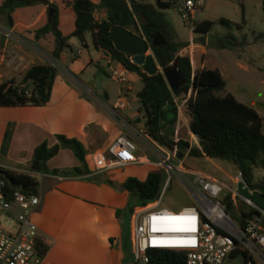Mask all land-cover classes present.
Listing matches in <instances>:
<instances>
[{
  "label": "trees",
  "instance_id": "1",
  "mask_svg": "<svg viewBox=\"0 0 264 264\" xmlns=\"http://www.w3.org/2000/svg\"><path fill=\"white\" fill-rule=\"evenodd\" d=\"M49 12L53 14L52 29L54 46L50 56L58 60L60 52L69 48L68 39L76 37L84 43L85 34L89 32L97 50L107 53L111 59L119 62L125 69L135 72L141 82V88L136 96L139 101V110L144 119V131L161 145L172 149L175 145L179 152H188L193 156H210L230 159L241 173L242 179L252 189L264 190V180H253V169H264V133L262 119L257 111L240 101L230 93H221L225 81L217 68H192L187 53L179 54L180 49L186 47L188 41H177L176 34L165 18L163 8L176 3L175 0H63L73 12V29L68 34H62L57 28V10L44 0ZM31 0H3L0 11H4L7 23L12 24V11ZM264 10V0H261ZM103 9L105 16L97 20L94 9ZM218 22L231 27L232 22L219 18ZM119 24L141 37L149 43V49L161 69L175 66L184 83L173 94L164 78L163 73L157 70L153 74L146 73L142 67L131 60V55L114 47L111 39V27ZM212 20L203 19L193 23L192 30L206 34ZM49 30V24L35 30L39 37ZM161 35L165 44L152 45V38ZM261 37V34L257 35ZM0 34V41L3 39ZM193 42L205 43V36L195 37ZM220 46L227 43L220 42ZM168 50H173L171 55ZM57 74V68L50 62L34 63L23 74L24 82H15L7 79L0 82V106L43 105L49 100L50 90ZM189 92V95L187 96ZM184 114L188 117V126L197 138V143L190 144L182 137L175 141L174 126L178 116V106L182 99ZM56 142L48 144L44 139L36 144L31 153L28 164L30 172L51 173L59 175H79L90 172L86 161V147L76 137H68L62 133L55 134ZM68 148L79 161L71 167L49 168L47 161L57 154L59 149ZM7 174V177L4 174ZM7 178L23 187H30L28 194L37 193L39 182L29 172L16 171L0 165V181L3 191L11 192L14 189L9 185ZM166 174L163 168L155 167L146 173L143 179L127 176L119 188L128 191L129 200L125 207L116 209V215L130 216L135 206L145 205L155 201L164 185ZM106 182L112 186L117 184L107 178ZM133 197V199H132ZM226 213L239 225L245 218L251 217L254 210L246 207L231 196L227 191L221 197ZM36 248L41 255L47 251L48 245L40 238L35 240ZM233 252L231 255H234ZM147 262L144 264H186V253L183 250L167 248H150L146 251ZM244 254V253H243ZM136 264V263H135Z\"/></svg>",
  "mask_w": 264,
  "mask_h": 264
},
{
  "label": "crops",
  "instance_id": "2",
  "mask_svg": "<svg viewBox=\"0 0 264 264\" xmlns=\"http://www.w3.org/2000/svg\"><path fill=\"white\" fill-rule=\"evenodd\" d=\"M97 9L101 17H104L103 9ZM66 10L71 12L74 23L72 10L67 6ZM45 12V6L36 10H31L28 6L16 7L11 13L12 24L0 23L13 33L11 37L2 34L4 37L0 41V82L7 79L24 82V71L34 63L47 61L56 66L57 61L49 54L53 46L46 49L41 45L49 37L48 32L42 34L43 37L35 36L34 30L45 24ZM70 40L71 38L68 39L69 44L72 43ZM81 43L86 46L85 40ZM189 43L200 48L201 52L204 51L203 45L193 41ZM68 49L72 51L71 44ZM97 51L107 62L115 61L102 50ZM12 53L15 55L13 61L10 65H5L3 56ZM81 53L80 48L75 50V60L66 66L70 71H76L92 62L87 54L81 64H76L81 59ZM62 54L63 52L60 56ZM189 57L193 69L203 67L202 57L199 58V65L192 53ZM115 63L113 68L125 69L119 62ZM66 72L68 73L67 70ZM126 76L125 81L139 80L137 74L129 70ZM63 77V73L62 77L56 74L46 104L0 106V165L29 172L39 182V203L34 208L31 219L37 226L39 237L48 245L40 264H128L131 261L135 264V261L127 258L130 256L133 259L131 244L128 253L125 255L123 252V214L116 215V209L125 207L130 194L106 182L109 178L120 184L128 174L96 169L91 160L93 153L107 152L110 143L117 135L123 134L124 130L132 137L133 135L121 123L116 125L103 115L104 113L116 118L110 108L119 100L112 105L106 104L102 101L107 99L106 93L100 95L87 86L82 90L75 85V89ZM125 89L130 90V85ZM138 90L135 92L136 98ZM101 103L105 106H101ZM125 108H128V102L124 108L118 110V115L130 124L131 119L123 112ZM138 111L140 112L139 107ZM56 133L78 138L86 147V156L88 147H96L90 153V159L86 157L90 172L64 176L28 170L33 147L44 139L49 145L53 144L56 142ZM96 141L99 144L96 145ZM63 149H59L57 154ZM144 160L149 162L150 159L144 157ZM78 164L79 161L74 158L66 164L48 167L62 168ZM128 239L130 243V238Z\"/></svg>",
  "mask_w": 264,
  "mask_h": 264
},
{
  "label": "rangeland",
  "instance_id": "3",
  "mask_svg": "<svg viewBox=\"0 0 264 264\" xmlns=\"http://www.w3.org/2000/svg\"><path fill=\"white\" fill-rule=\"evenodd\" d=\"M2 1L3 0H0V3ZM148 1L154 3V0ZM175 1L176 3L172 6L162 9L165 18L175 31V39L177 41L190 42L196 40L194 38L197 36H205V43L201 44L203 45V52L200 51V48H196L189 43L185 48L180 49L178 53H187L188 55L192 53L196 59L197 65H199V58L202 57L203 67L217 68L225 81V86L223 90H221V93H230L238 101L254 108L262 119V132L264 133V10L261 0H205L201 5L195 6L196 8L194 7L191 12H188L183 7L184 0ZM49 2L57 10V28L62 34H68L73 25L71 12L66 10V5L63 0H49ZM21 6H28L31 10H36V8L42 6L46 7V2L44 0H31V2L22 4L18 7ZM46 11L47 12L44 14V22L45 24H49V30L47 31L49 37H46V41L41 43V45L47 49L48 47L54 46V34L50 21L53 16L49 14L47 7ZM184 12H186V18L182 16ZM94 16L97 19L101 18V13L98 9L94 11ZM219 18L230 20L233 23L232 26L227 27L221 24L218 22ZM203 19L213 21V24L205 35L192 30L193 23ZM6 20V13L0 11V23H6ZM258 34H261V37H258ZM41 36L43 37V35H40V37ZM70 38L72 42L70 43L72 51L68 48H64L61 51L63 52L62 56L59 54V58L56 60L58 64L55 63L58 68L57 75L62 77L63 73L65 75V77H63L65 82L75 89L76 86H78L84 90V87L87 86L92 92H96L100 95L106 93L107 99L101 98L106 104L112 105L117 100H126L128 102V108H125L123 112L129 116L131 119L130 124L136 130L144 131V119L142 118L141 111H138L140 104L135 97L136 90L140 89L142 85L140 80L118 81L112 78L110 76L111 69L115 67L116 63L115 61L107 62L101 57L93 45L92 37L89 32L85 34L86 46L76 37L71 36ZM220 42L227 43V45L220 46ZM77 48H80L82 53L80 61L76 64H81L83 58L86 57L87 54L92 58V62L85 67H80L78 70L75 69L76 71H70L66 66H68L71 61L75 60L73 57ZM148 52L151 53L150 49H148ZM127 85H130V90L125 89ZM79 93L81 96H84L82 92ZM188 95L189 92L187 96ZM182 103L183 99L179 102L178 116L174 126L173 137L174 139L182 137L187 139L190 144H194L197 143V138H195L194 134L189 130L188 117L183 112ZM101 106L105 105L101 103ZM100 111L102 112V110ZM103 115L116 125L120 123V120L117 118H113L104 113ZM122 133L132 138L135 144V149L132 154L135 158L143 160L144 157H147L150 160L149 162L136 161L124 166L115 167L110 169L111 173L122 172V174L135 176L139 179L145 177L149 170L156 167L153 163L155 156L149 147L141 145V143L134 139L126 130ZM95 144H99V141H96ZM95 150L96 147L87 148L86 157L88 160L90 159V153ZM183 154L181 159H172L174 164H180L184 169L183 176L179 175L178 177V175L170 173L169 180L156 199V202L158 201V207H166L176 211L188 204L196 205V199L187 187V182L184 179L185 177L192 181L196 177L195 173L211 176L219 183L221 191L218 197H222L225 192L232 191L236 188L237 182L234 177L238 174V168L230 159L205 155L193 156L186 151ZM74 158L75 156L72 151L64 148L53 156L47 165L56 166L59 164H66ZM252 178L254 181L259 179L264 180V169H253ZM113 181L117 184L116 187H119L117 181ZM196 185L200 187L197 182ZM237 202L244 205L239 199H237ZM122 219L124 222L122 247L126 255L131 244L128 239L130 221L126 214H123ZM1 225L5 229L11 230L13 221L11 219L1 218ZM127 258H129L130 261H135L136 264H144L140 260L136 261L134 254L133 259L130 256ZM242 263L243 257L241 255L224 261V264ZM128 264H132V261Z\"/></svg>",
  "mask_w": 264,
  "mask_h": 264
},
{
  "label": "built area",
  "instance_id": "4",
  "mask_svg": "<svg viewBox=\"0 0 264 264\" xmlns=\"http://www.w3.org/2000/svg\"><path fill=\"white\" fill-rule=\"evenodd\" d=\"M204 1L184 0L183 7L191 12ZM94 11H97V8ZM182 16L186 18V12L182 13ZM0 34L9 37L13 35L1 25ZM14 57L13 53L4 55L3 63L10 65ZM126 73V69L113 68L110 76L118 81H125ZM126 104V101L119 100L110 109L141 145L150 148L155 156L153 163L156 167L164 169L166 178L163 191L170 173L178 177L183 176L184 169L180 164H174L172 159H181L184 154L178 157L180 152L176 145L168 149L147 133L124 122L118 115V110ZM134 149L132 138L119 134L110 143L107 152H95L91 155V160L96 169L103 170L145 161L134 157ZM195 176L192 181L185 177L184 179L196 199V205L188 204L176 211L158 207V201L134 207L130 214L129 238L135 260L146 263L148 249L167 248L185 251L186 264H224L226 259H233L237 255L243 257L242 264H264V207L255 203L251 197L240 194L236 188L230 191L234 201L239 199L254 210L251 217L245 218L243 223L237 225L226 213L221 197H218L221 191L219 183L205 174L195 173ZM235 180H242L251 193L258 191L245 183L240 171ZM1 184L0 181V264H40L43 255L38 252L35 244L39 233L31 219V214L39 203V195L28 194L20 188L6 192L2 190ZM1 218L13 221L11 230L2 227ZM235 251L236 253L231 255Z\"/></svg>",
  "mask_w": 264,
  "mask_h": 264
},
{
  "label": "water",
  "instance_id": "5",
  "mask_svg": "<svg viewBox=\"0 0 264 264\" xmlns=\"http://www.w3.org/2000/svg\"><path fill=\"white\" fill-rule=\"evenodd\" d=\"M53 16L52 12H49ZM51 24L53 22V17H51ZM111 39L115 48L125 52L128 55H131L134 63L140 65L142 69L148 73L153 74L157 70H160L173 94L177 93L178 88L184 83V80L180 76L175 66L170 68L161 69L153 57L152 53L148 52L149 43L144 38L134 33L133 31L119 25L115 24L111 27ZM165 44V39L157 34L152 38V45L161 46ZM168 52L173 55V50H168ZM26 79H23L25 81ZM181 152L178 157L181 156ZM7 177V174H4ZM9 185L12 188H20L24 191H29L30 187H23L17 183H14L10 178H7ZM237 191L245 197H251L252 200L264 207V190L262 188L258 191H249L247 186L244 185L242 180L237 181L236 183Z\"/></svg>",
  "mask_w": 264,
  "mask_h": 264
}]
</instances>
